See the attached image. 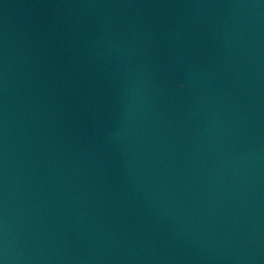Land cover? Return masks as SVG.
I'll use <instances>...</instances> for the list:
<instances>
[{"label": "water", "instance_id": "95a60500", "mask_svg": "<svg viewBox=\"0 0 264 264\" xmlns=\"http://www.w3.org/2000/svg\"><path fill=\"white\" fill-rule=\"evenodd\" d=\"M0 264H264V0H0Z\"/></svg>", "mask_w": 264, "mask_h": 264}]
</instances>
